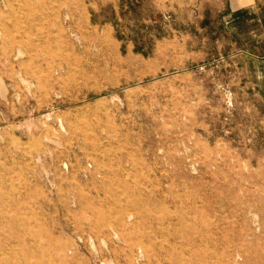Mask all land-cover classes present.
Wrapping results in <instances>:
<instances>
[{"label":"rangeland","instance_id":"374dc122","mask_svg":"<svg viewBox=\"0 0 264 264\" xmlns=\"http://www.w3.org/2000/svg\"><path fill=\"white\" fill-rule=\"evenodd\" d=\"M231 6L0 0V264H264V19Z\"/></svg>","mask_w":264,"mask_h":264},{"label":"crops","instance_id":"0c3cea01","mask_svg":"<svg viewBox=\"0 0 264 264\" xmlns=\"http://www.w3.org/2000/svg\"><path fill=\"white\" fill-rule=\"evenodd\" d=\"M235 19H264V0H231Z\"/></svg>","mask_w":264,"mask_h":264},{"label":"bare ground","instance_id":"6f19581e","mask_svg":"<svg viewBox=\"0 0 264 264\" xmlns=\"http://www.w3.org/2000/svg\"><path fill=\"white\" fill-rule=\"evenodd\" d=\"M5 2V1H4ZM7 2V1H6ZM37 20V19H36ZM34 21V20H33ZM38 21V20H37ZM1 22V21H0ZM34 27V26H33ZM27 33V32H26ZM12 36V35H11ZM19 36V35H18ZM31 37V36H30ZM17 41V39H16ZM9 45V44H8ZM32 46V45H31ZM20 54V53H19ZM18 56V55H17ZM20 56V55H19ZM25 59V58H24ZM117 236V235H116ZM123 237V236H122ZM11 246V245H10ZM18 246V245H17ZM19 248V247H18ZM13 254V253H12ZM23 260V259H22Z\"/></svg>","mask_w":264,"mask_h":264}]
</instances>
